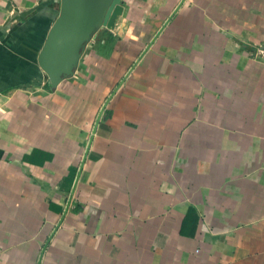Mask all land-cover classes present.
Segmentation results:
<instances>
[{"label": "crops", "instance_id": "0c3cea01", "mask_svg": "<svg viewBox=\"0 0 264 264\" xmlns=\"http://www.w3.org/2000/svg\"><path fill=\"white\" fill-rule=\"evenodd\" d=\"M217 6L211 25L180 5L109 98L62 214L143 49L97 31L91 85L79 63L51 89L36 56L59 0H0V264H264V0Z\"/></svg>", "mask_w": 264, "mask_h": 264}, {"label": "water", "instance_id": "95a60500", "mask_svg": "<svg viewBox=\"0 0 264 264\" xmlns=\"http://www.w3.org/2000/svg\"><path fill=\"white\" fill-rule=\"evenodd\" d=\"M119 1L120 0H59L57 15L52 21L36 56V62L39 68L46 75L47 84L50 88L55 87L62 79L73 75L85 45L91 40L92 35L99 28L104 27L108 30L113 29L122 12V5H120ZM108 2L110 3L109 5H107ZM182 2L183 0L178 1L173 10L169 13L161 26L145 45L143 50L138 54L132 65L128 68L126 73L122 76L101 104L84 148V152L62 214H64L69 203L78 174L90 144L92 134L104 106L146 49L161 32L172 15L180 7Z\"/></svg>", "mask_w": 264, "mask_h": 264}, {"label": "rangeland", "instance_id": "374dc122", "mask_svg": "<svg viewBox=\"0 0 264 264\" xmlns=\"http://www.w3.org/2000/svg\"><path fill=\"white\" fill-rule=\"evenodd\" d=\"M178 1L179 0H120L122 12L113 29L108 30L101 27L99 32L103 35L115 33V47L122 52H128L135 56L143 49V46L148 42L152 35H154L160 24L164 21ZM181 5H185V10L182 12V15H184L183 17H187V19L194 18L197 21L204 20L205 23L210 21L211 25H218V0H183ZM178 17L179 15L177 13L172 15L166 23L167 25H165L167 26V30L174 25ZM52 21L53 19L50 23H52ZM200 29H202V27ZM89 42L85 45L78 60V64L80 63L83 66V69L79 68L76 76L74 70L73 75L68 77L70 79H73L74 76V79H76V77L79 78L80 81L78 82L82 86H86L87 84L91 85L87 74L82 72V70L85 71V64H88L91 59L89 55L86 54V52L91 49V44ZM255 53L258 54V57L264 58L263 47H259ZM40 71L42 70L40 69ZM104 77L106 78V76ZM43 80L45 81L46 86L47 78L45 74ZM93 84L94 83H92V85ZM57 85L51 89L56 88Z\"/></svg>", "mask_w": 264, "mask_h": 264}, {"label": "trees", "instance_id": "16d2710c", "mask_svg": "<svg viewBox=\"0 0 264 264\" xmlns=\"http://www.w3.org/2000/svg\"><path fill=\"white\" fill-rule=\"evenodd\" d=\"M46 86L49 87L48 84H47ZM73 172H74V171H72V168H68V172H67V174L63 177V179H66V180L71 181V180H72V177H73Z\"/></svg>", "mask_w": 264, "mask_h": 264}, {"label": "flooded vegetation", "instance_id": "af4514ba", "mask_svg": "<svg viewBox=\"0 0 264 264\" xmlns=\"http://www.w3.org/2000/svg\"><path fill=\"white\" fill-rule=\"evenodd\" d=\"M119 3H120V1H119ZM109 4H110V3L108 2V4H107V5H109ZM99 30H100V28H99L97 31H99ZM97 31H96V32H97ZM96 32H95V33H96ZM95 33H94V34H95ZM94 34H93V35H94Z\"/></svg>", "mask_w": 264, "mask_h": 264}]
</instances>
